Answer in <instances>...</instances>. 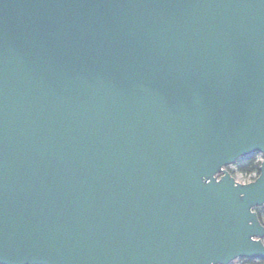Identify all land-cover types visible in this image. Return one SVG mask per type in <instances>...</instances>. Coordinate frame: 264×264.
Here are the masks:
<instances>
[{"label":"water","instance_id":"water-1","mask_svg":"<svg viewBox=\"0 0 264 264\" xmlns=\"http://www.w3.org/2000/svg\"><path fill=\"white\" fill-rule=\"evenodd\" d=\"M261 207L264 0H0V264L264 261Z\"/></svg>","mask_w":264,"mask_h":264},{"label":"trees","instance_id":"trees-1","mask_svg":"<svg viewBox=\"0 0 264 264\" xmlns=\"http://www.w3.org/2000/svg\"><path fill=\"white\" fill-rule=\"evenodd\" d=\"M262 159L260 154H252L250 156L240 159L235 164V171H232L234 175L241 174L245 177L259 176ZM254 177V178H255ZM253 178V179H254ZM259 217L264 224V207L258 209ZM242 264H264L263 262H256L253 260L241 259Z\"/></svg>","mask_w":264,"mask_h":264},{"label":"rangeland","instance_id":"rangeland-1","mask_svg":"<svg viewBox=\"0 0 264 264\" xmlns=\"http://www.w3.org/2000/svg\"><path fill=\"white\" fill-rule=\"evenodd\" d=\"M229 169L231 172L235 171L236 170L235 164L233 166H231ZM235 176H236L237 180L241 183L251 182L253 180V178L255 177V176L245 177L244 175H241V174H236ZM232 264H242V262L240 260H237V261L233 262Z\"/></svg>","mask_w":264,"mask_h":264}]
</instances>
